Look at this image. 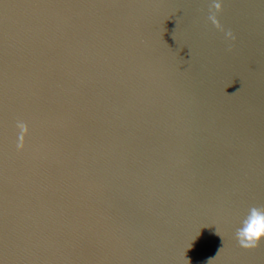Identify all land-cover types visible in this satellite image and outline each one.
Segmentation results:
<instances>
[{
	"label": "water",
	"instance_id": "obj_1",
	"mask_svg": "<svg viewBox=\"0 0 264 264\" xmlns=\"http://www.w3.org/2000/svg\"><path fill=\"white\" fill-rule=\"evenodd\" d=\"M252 208L264 0H0V264H264Z\"/></svg>",
	"mask_w": 264,
	"mask_h": 264
},
{
	"label": "clouds",
	"instance_id": "obj_2",
	"mask_svg": "<svg viewBox=\"0 0 264 264\" xmlns=\"http://www.w3.org/2000/svg\"><path fill=\"white\" fill-rule=\"evenodd\" d=\"M214 7L219 9L221 4L219 2H214ZM209 20L216 27H220L215 14L209 16ZM231 37V32L226 34ZM22 132H26L27 128L25 125H19ZM238 243L241 248L249 250L257 247L258 243L264 240V211L252 208L250 214L243 221L242 227L237 230L236 233Z\"/></svg>",
	"mask_w": 264,
	"mask_h": 264
}]
</instances>
